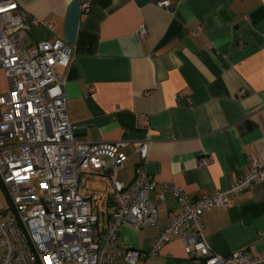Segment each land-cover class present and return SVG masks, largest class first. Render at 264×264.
I'll use <instances>...</instances> for the list:
<instances>
[{"label": "crops", "instance_id": "obj_1", "mask_svg": "<svg viewBox=\"0 0 264 264\" xmlns=\"http://www.w3.org/2000/svg\"><path fill=\"white\" fill-rule=\"evenodd\" d=\"M84 1L17 0L54 24L31 25L37 38L28 46L61 39L72 47L69 65L59 70L75 137L121 143L128 157L117 181L134 180L139 141L149 144L145 171L192 199L238 181L251 158L264 162V0H169L166 7L159 0H88L86 8ZM141 24L144 38L136 34ZM109 192L99 197L102 206ZM227 198L228 205L202 213L211 249L263 253L264 179ZM150 199L157 222L139 230L120 226L121 244L148 251L180 211L172 194L159 201L152 192ZM202 263L180 238L147 260Z\"/></svg>", "mask_w": 264, "mask_h": 264}, {"label": "built area", "instance_id": "obj_2", "mask_svg": "<svg viewBox=\"0 0 264 264\" xmlns=\"http://www.w3.org/2000/svg\"><path fill=\"white\" fill-rule=\"evenodd\" d=\"M169 0H159L166 7ZM89 1L83 2L88 7ZM43 23L21 8L17 0H0V69L8 89L0 87V179L10 197L0 198V264H147L166 243L180 238L187 253L202 264H264V252L245 249L215 253L204 234L205 208L228 205L229 193H240L264 179V162L249 160L240 179L224 190L192 199L181 187L159 182L142 165L149 151L136 142L139 166L134 180L117 181L127 153L114 141H80L70 121L65 93L66 68L73 49L61 39L39 40L25 46L31 25ZM137 36L148 29L141 24ZM208 159H202L205 163ZM92 172L110 184L109 202L101 222L91 199L79 190L81 177ZM164 201L172 194L179 213L156 236L148 251L121 244L119 228L153 226L158 210L150 199Z\"/></svg>", "mask_w": 264, "mask_h": 264}, {"label": "rangeland", "instance_id": "obj_3", "mask_svg": "<svg viewBox=\"0 0 264 264\" xmlns=\"http://www.w3.org/2000/svg\"><path fill=\"white\" fill-rule=\"evenodd\" d=\"M37 31H29L27 37H25L22 42L24 45L28 46V44L32 41H36ZM33 42V43H34ZM0 87L2 91H6L8 89V80L5 75L4 70L0 69ZM108 187H110L109 182L104 179V177L99 175H91L86 176L83 175L81 177V181L79 184V190L85 196H91L92 206L95 212L100 216L101 222H104L107 219V213L103 212V209H106V206H102V203H99V197L106 194L108 192ZM0 198L3 206L9 205V199L0 184ZM118 264H125L122 258H119L117 261Z\"/></svg>", "mask_w": 264, "mask_h": 264}, {"label": "water", "instance_id": "obj_4", "mask_svg": "<svg viewBox=\"0 0 264 264\" xmlns=\"http://www.w3.org/2000/svg\"><path fill=\"white\" fill-rule=\"evenodd\" d=\"M0 182H1V186H2V188L4 189V191H5V193H6L7 197H8V199H9V201H10V197H9V195H8V191H7V189H6V186L2 183L1 179H0Z\"/></svg>", "mask_w": 264, "mask_h": 264}]
</instances>
